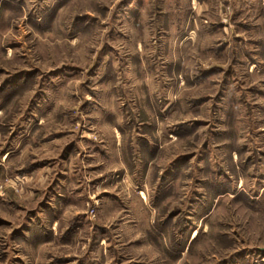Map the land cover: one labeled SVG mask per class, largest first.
Here are the masks:
<instances>
[{"label":"rangeland","instance_id":"rangeland-1","mask_svg":"<svg viewBox=\"0 0 264 264\" xmlns=\"http://www.w3.org/2000/svg\"><path fill=\"white\" fill-rule=\"evenodd\" d=\"M264 0H0V264H264Z\"/></svg>","mask_w":264,"mask_h":264},{"label":"water","instance_id":"water-1","mask_svg":"<svg viewBox=\"0 0 264 264\" xmlns=\"http://www.w3.org/2000/svg\"><path fill=\"white\" fill-rule=\"evenodd\" d=\"M264 250V249H263Z\"/></svg>","mask_w":264,"mask_h":264}]
</instances>
